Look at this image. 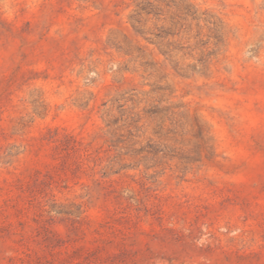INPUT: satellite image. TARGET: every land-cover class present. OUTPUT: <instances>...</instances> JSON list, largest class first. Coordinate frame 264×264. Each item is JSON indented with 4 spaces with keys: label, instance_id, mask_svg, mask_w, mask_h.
I'll use <instances>...</instances> for the list:
<instances>
[{
    "label": "rangeland",
    "instance_id": "rangeland-1",
    "mask_svg": "<svg viewBox=\"0 0 264 264\" xmlns=\"http://www.w3.org/2000/svg\"><path fill=\"white\" fill-rule=\"evenodd\" d=\"M0 264H264V0H0Z\"/></svg>",
    "mask_w": 264,
    "mask_h": 264
}]
</instances>
